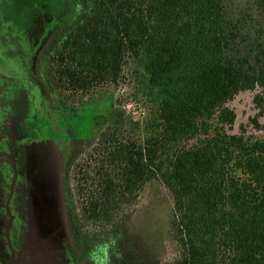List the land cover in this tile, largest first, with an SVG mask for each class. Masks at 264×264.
<instances>
[{
  "label": "trees",
  "instance_id": "1",
  "mask_svg": "<svg viewBox=\"0 0 264 264\" xmlns=\"http://www.w3.org/2000/svg\"><path fill=\"white\" fill-rule=\"evenodd\" d=\"M226 2L60 0L35 61L70 106L115 90L130 62L143 64L157 105L146 120L117 106L94 116V138L67 165V216L107 231L160 181L173 199L175 247L163 264H264V135L233 132L229 107L252 92L250 124L264 129V27L244 37ZM249 6L264 22V0ZM86 245L91 261L97 246Z\"/></svg>",
  "mask_w": 264,
  "mask_h": 264
},
{
  "label": "rangeland",
  "instance_id": "2",
  "mask_svg": "<svg viewBox=\"0 0 264 264\" xmlns=\"http://www.w3.org/2000/svg\"><path fill=\"white\" fill-rule=\"evenodd\" d=\"M59 1L0 0V264L169 262L175 252L169 231L173 199L160 181L147 185L107 231L90 232L68 219L67 165L94 138V116H108L117 106L128 118L146 120L160 95L149 86L143 64L132 61L115 90L80 105L58 100L35 61L55 27ZM226 7L241 34L256 38L264 22L249 0H227ZM252 96L243 92L229 103L236 114L233 132L243 127L246 135H264L250 124L256 113ZM87 243L97 246L91 261L82 254Z\"/></svg>",
  "mask_w": 264,
  "mask_h": 264
}]
</instances>
